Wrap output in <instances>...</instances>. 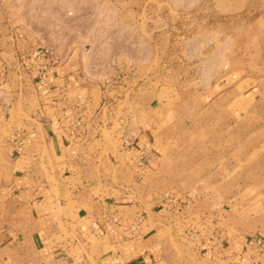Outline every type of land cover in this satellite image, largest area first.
Masks as SVG:
<instances>
[{"label":"rangeland","instance_id":"1","mask_svg":"<svg viewBox=\"0 0 264 264\" xmlns=\"http://www.w3.org/2000/svg\"><path fill=\"white\" fill-rule=\"evenodd\" d=\"M29 46L92 88L72 132L94 155L84 185L142 247L216 264L201 248L259 234L264 0H0V59Z\"/></svg>","mask_w":264,"mask_h":264},{"label":"crops","instance_id":"2","mask_svg":"<svg viewBox=\"0 0 264 264\" xmlns=\"http://www.w3.org/2000/svg\"><path fill=\"white\" fill-rule=\"evenodd\" d=\"M0 86L10 90L0 94V264H171L87 192L94 155L72 132L92 88L75 65L29 46L0 59ZM22 90L38 104L20 106ZM200 254L216 264H264V225Z\"/></svg>","mask_w":264,"mask_h":264},{"label":"built area","instance_id":"3","mask_svg":"<svg viewBox=\"0 0 264 264\" xmlns=\"http://www.w3.org/2000/svg\"><path fill=\"white\" fill-rule=\"evenodd\" d=\"M16 137H15V139H16V141H18V143H21L22 142V140L19 138V136L18 135H15ZM257 243H261V240H257Z\"/></svg>","mask_w":264,"mask_h":264}]
</instances>
